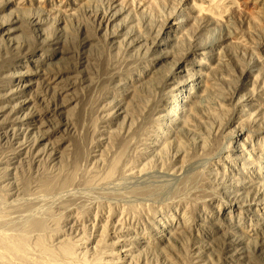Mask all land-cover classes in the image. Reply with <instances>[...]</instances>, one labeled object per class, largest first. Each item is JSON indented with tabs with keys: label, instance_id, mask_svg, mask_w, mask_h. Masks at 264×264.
<instances>
[{
	"label": "rangeland",
	"instance_id": "1",
	"mask_svg": "<svg viewBox=\"0 0 264 264\" xmlns=\"http://www.w3.org/2000/svg\"><path fill=\"white\" fill-rule=\"evenodd\" d=\"M0 59V264H264V0H0Z\"/></svg>",
	"mask_w": 264,
	"mask_h": 264
},
{
	"label": "bare ground",
	"instance_id": "2",
	"mask_svg": "<svg viewBox=\"0 0 264 264\" xmlns=\"http://www.w3.org/2000/svg\"><path fill=\"white\" fill-rule=\"evenodd\" d=\"M253 4H255L254 2L252 3V5ZM251 5V4H250ZM255 6V5H254ZM8 59H0V67H3V66H5V64H6V61H7ZM93 67H103L104 69H106L107 67H110V61L109 60H107V59H105L104 61H103V63H102V65L101 66H95L94 64H93ZM234 111V110H233ZM232 111V112H233ZM243 111L246 113V112H249L250 111V108H248V106L246 105V107H243ZM234 113V112H233ZM232 113V114H233ZM233 118H234V116H233ZM244 122L243 121H241L240 123H239V130H241V132H244V126H241L242 124H243ZM243 134V133H242ZM249 136V135H248ZM234 137V136H233ZM252 137V136H251ZM260 138L262 137V136H259ZM238 138V137H237ZM236 137L235 138H232L233 140H235L237 143H238V139H237ZM252 141V140H251ZM253 142V141H252ZM240 143V142H239ZM231 149V148H230ZM228 150V152H227V154L226 155H231V153H232V151L231 150ZM244 149V148H243ZM235 155V154H234ZM235 156H238V155H235ZM259 157H260V155H259ZM262 159L264 158L263 156L261 157ZM230 163V162H229ZM236 164V163H235ZM259 165V164H258ZM262 167V166H261ZM264 167V166H263ZM5 237V236H4ZM45 262H46V260H45ZM50 263V262H49ZM45 264V263H44ZM47 264V263H46ZM56 264V263H55Z\"/></svg>",
	"mask_w": 264,
	"mask_h": 264
}]
</instances>
